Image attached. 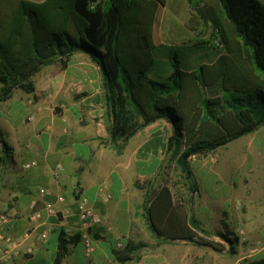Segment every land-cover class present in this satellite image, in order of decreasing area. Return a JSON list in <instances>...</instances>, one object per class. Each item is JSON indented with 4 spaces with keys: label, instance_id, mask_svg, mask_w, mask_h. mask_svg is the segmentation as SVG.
Wrapping results in <instances>:
<instances>
[{
    "label": "trees",
    "instance_id": "16d2710c",
    "mask_svg": "<svg viewBox=\"0 0 264 264\" xmlns=\"http://www.w3.org/2000/svg\"><path fill=\"white\" fill-rule=\"evenodd\" d=\"M146 1H21L11 27L0 39V102L10 99L15 89L34 93V77L44 67L58 62L64 68L74 53H88L100 66L110 92L112 137L127 141L142 128L167 120L174 131L169 149L185 140L181 162L191 174L190 156L214 151L264 125V4L260 0H218L245 55H222L214 63H203L199 74L182 69L179 54L153 40V18L146 15ZM162 61L171 66L165 68L169 74L159 79L156 68ZM202 89L224 92L222 101L204 98ZM188 98V102L197 98L205 102L212 120L192 122L185 113L184 99ZM211 103L227 107L232 120L217 115ZM12 150L0 126V176ZM150 220L153 229L164 236ZM192 223L198 227L195 218ZM80 238L77 234L71 239ZM66 243L62 237L58 259L66 253ZM249 264H264V258Z\"/></svg>",
    "mask_w": 264,
    "mask_h": 264
},
{
    "label": "crops",
    "instance_id": "0c3cea01",
    "mask_svg": "<svg viewBox=\"0 0 264 264\" xmlns=\"http://www.w3.org/2000/svg\"><path fill=\"white\" fill-rule=\"evenodd\" d=\"M21 1L46 0H0V39ZM34 82V93L15 89L0 102V126L13 148L0 176V251L3 236L19 251L1 264H149L150 257L159 259L158 264H191L182 254L185 247L178 252L150 245L143 256L140 246L126 248L130 238L140 237L134 231L140 215V131L127 141L112 137L113 106L97 62L76 52L64 68L58 62L44 67ZM33 161L31 168L23 167ZM81 196L103 219L94 228L98 237L92 254L81 238H68L60 226L61 221L81 226ZM48 204L57 214L49 213ZM35 212L40 218L34 222L30 216ZM62 237L66 253L58 259ZM119 240L126 243L124 249L116 248ZM29 248L32 254H27Z\"/></svg>",
    "mask_w": 264,
    "mask_h": 264
},
{
    "label": "rangeland",
    "instance_id": "374dc122",
    "mask_svg": "<svg viewBox=\"0 0 264 264\" xmlns=\"http://www.w3.org/2000/svg\"><path fill=\"white\" fill-rule=\"evenodd\" d=\"M164 1L159 6L156 0H147L144 10L153 18V40L177 52L182 69L200 74L203 63H214L222 55L244 57L241 41L218 0ZM158 66L156 78L164 79L171 63L162 61ZM202 91L204 98L222 101L224 92ZM188 100L184 99L185 113L192 122L212 120L205 102ZM211 108L224 120H232L227 107L211 103ZM173 135L171 123L164 119L140 130V215L134 221L140 237L130 238L125 247L140 246L142 256L150 245H167V250L178 252L185 247L187 253L182 254L191 258V264H249L264 258V125L214 151L190 156L191 174L181 162L185 140L169 149ZM150 217L165 238L157 236Z\"/></svg>",
    "mask_w": 264,
    "mask_h": 264
},
{
    "label": "built area",
    "instance_id": "2783aa9c",
    "mask_svg": "<svg viewBox=\"0 0 264 264\" xmlns=\"http://www.w3.org/2000/svg\"><path fill=\"white\" fill-rule=\"evenodd\" d=\"M36 164L35 161L28 162L23 165L25 169H29ZM40 191L45 193L46 190L41 188ZM110 197V195L108 196ZM60 202L65 201L63 196L58 198ZM78 209H79V218L81 221V226L76 228L65 221L60 222V226L64 232V235L68 238H72L77 234L81 235V242L83 243L87 253L92 254L95 251V238H94V228L102 224L103 219L102 216L96 212L94 207L90 204L88 198L86 196H81L78 201ZM47 209L50 214H57V210L53 204H48ZM40 218V214L38 212L33 213L30 216V220L37 221ZM1 240L4 242V245L1 246L0 251V264L4 260L12 259L14 256L19 254V251L12 244V239L10 237H1ZM118 249H124L125 244L123 241L117 243ZM33 248H29L27 250V254H32Z\"/></svg>",
    "mask_w": 264,
    "mask_h": 264
}]
</instances>
